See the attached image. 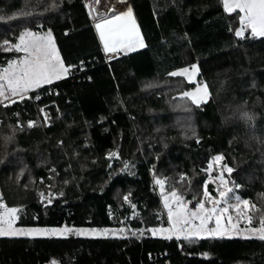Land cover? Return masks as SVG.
<instances>
[{"label":"trees","instance_id":"1","mask_svg":"<svg viewBox=\"0 0 264 264\" xmlns=\"http://www.w3.org/2000/svg\"><path fill=\"white\" fill-rule=\"evenodd\" d=\"M126 3L145 47L106 65L85 0H0V68L17 55L3 41L14 43L27 28L50 30L64 64L84 59L89 75L0 106V196L23 209L15 224L116 230L121 217L126 228L125 235L0 237V264H264V241L255 237L189 241L148 231L167 223L155 176L195 203L217 155L235 169L225 176L241 185L237 195L264 212V37H237L240 14L225 12L221 0ZM194 63L210 92L201 107L181 98L195 82L170 75ZM112 152L118 158L109 159ZM108 207L118 215L113 222Z\"/></svg>","mask_w":264,"mask_h":264},{"label":"snow or ice","instance_id":"2","mask_svg":"<svg viewBox=\"0 0 264 264\" xmlns=\"http://www.w3.org/2000/svg\"><path fill=\"white\" fill-rule=\"evenodd\" d=\"M119 2L126 3V0H119ZM221 2L225 12L240 14V28L235 31L237 37L243 38L246 30H250L252 37H264V0H221ZM95 3H99V0H95ZM111 11L113 15L110 18L101 19L95 24L104 52L106 54L121 52L126 54L128 51L137 50L138 47H145L133 9L129 6L124 12L116 13L115 9H111ZM89 15H92L91 11ZM14 18L9 17L8 19ZM0 20H4V17L0 16ZM18 41L15 44H10L8 40L3 41V45L6 46L5 51L22 53L18 59L9 61L7 67L0 69V106L4 107L30 98L26 95L29 91L63 79L71 70L61 59L50 30L40 35L25 28L19 34ZM198 72V66L193 64L190 68L185 67L170 73V75L186 77L189 83L195 82L194 89L182 92L181 98H187L196 107H201L208 102L210 92L207 84L195 81ZM36 98L39 99V97ZM40 111L44 113V120L47 123V113L44 112V109ZM244 115L248 120L253 119L248 114ZM34 126H36V121L27 123L29 128ZM8 139L10 140L11 137ZM113 157L118 158V153L109 154V159ZM224 159L223 155L213 157V162L220 166L215 176L211 175L214 170L213 163H209L207 169L210 173L209 179L204 182L202 196L195 199V203L193 200H185L183 194L174 187L165 191L167 178L155 176L154 173V184L158 185L161 190L169 227L149 229L148 231L153 234L167 233L168 235L165 237L167 239H172L175 236L178 240L183 238L189 241L197 238H231L233 233L247 232L250 235L245 238L255 237L264 241V212H261L257 205L249 199L237 195V190L241 188V185L230 181L225 176L227 173V176L230 177L235 169L226 163H221ZM127 167L128 165L125 163V168ZM185 180V176L180 177L181 182ZM213 181H219V184L210 191L209 183ZM229 183L234 184V187H227ZM222 188L224 190H221ZM129 195L124 196L123 199L125 202L131 203ZM40 196L42 201L47 200L48 203H51V199L45 193L41 192ZM189 205L193 206L189 207ZM131 207L135 209L136 205L132 204ZM22 211L21 208L8 207L3 202V197L0 196V237L66 236L67 234L107 235L112 231L108 229H78L66 225L61 228H18L14 225L19 219L18 213ZM233 212L235 217L232 215ZM256 213H261L258 226L253 225ZM225 220L226 223H222ZM196 221L199 223H195ZM241 221L245 222L243 229L239 227ZM211 224L214 226L210 227ZM119 231L123 232L124 230L120 229ZM52 264H57V262L53 261Z\"/></svg>","mask_w":264,"mask_h":264},{"label":"rangeland","instance_id":"3","mask_svg":"<svg viewBox=\"0 0 264 264\" xmlns=\"http://www.w3.org/2000/svg\"><path fill=\"white\" fill-rule=\"evenodd\" d=\"M99 3H100V0H99ZM97 5H98V3H95V0H85V7H86V10H87V12H88V15H89V12L91 11L92 12V15L90 16L89 15V17L94 21L93 22V28H94V31L96 32V34L98 35V37H99V34H98V32H97V30H96V28H95V24L97 23V22H99V20H101V19H108V18H110L112 15H113V12H111V11H109L108 13H104V14H102V16H100V15H96L94 12H95V10H96V7H97ZM121 10L120 11H123V10H127V3H124V5H123V3H121ZM99 6V5H98ZM124 7V8H123ZM119 11V12H120ZM119 12H116V13H119ZM95 18H97V19H95ZM33 32V31H32ZM48 31H43V32H34V33H38V34H40V35H43V34H45V33H47ZM19 41H18V39L14 42V43H10V44H15V43H18ZM6 46H4V48H5ZM139 48V47H138ZM137 48V49H138ZM128 52H130V51H128ZM123 53V52H122ZM22 55V53H17V55H16V57L15 58H13V59H11V60H15V59H18L20 56ZM10 60V61H11ZM9 62V61H8ZM8 66V63L4 66V67H2V68H0V69H3V68H5V67H7ZM186 66H184V68H185ZM181 68H183V67H180V68H177V69H175V70H177V71H179V69H181ZM174 71V70H173ZM195 81H197L196 80V77H195ZM202 83H204V82H202ZM46 85V84H45ZM43 86V85H42ZM195 87V86H194ZM194 87L193 88H191V89H189V90H187V91H191V90H193L194 89ZM36 89H38V88H35L34 90H31V91H35ZM30 92V91H29ZM28 92V93H29ZM27 93V94H28ZM110 154V153H109ZM109 154L107 155V157H109ZM210 163H213V168L215 169V172H211V175L212 176H215L216 174H217V172L219 171V169H220V166H219V164L218 163H215V162H213V159H212V161L210 162ZM209 165V164H208ZM207 169H208V166H207ZM206 169V170H207ZM208 172V171H207ZM209 175H210V173L208 172V178H207V180L209 179ZM212 184H213V189L216 187V185H218L219 184V181H213V182H211ZM227 187H231V186H229V185H227ZM156 189H157V191L159 192V195H160V198H161V201H162V194H161V190H160V188H159V186L158 185H156ZM221 190H224L223 188L221 189ZM166 191V190H165ZM214 195H215V192H214ZM123 197H124V195H123ZM123 201H124V199H123ZM125 202V201H124ZM234 202V201H233ZM162 206H163V202H162ZM163 210H164V212H165V214H166V217H167V210L163 207ZM232 215L235 217V213L233 212L232 213ZM118 221L117 222H119V229H116V230H112L109 234H112L113 232L114 233H120V234H122V235H125L126 234V228H124V225H123V222H122V218L120 217V218H118L117 219ZM195 223H199V221H196ZM222 223H226V220L225 221H222ZM253 225L254 226H258V223L255 225L254 224V222H253ZM15 227H18V228H61V227H63V226H50V227H45V226H29V227H22V226H18V225H14ZM210 227H212V226H214V224H211V225H209ZM68 227H72V228H78V229H94V228H86V227H74V226H68ZM167 227H169V225H168V219H167V223H166V225H164V226H157V227H152V229H162V228H167ZM239 227L241 228V229H243L244 227H245V222L244 221H241L240 222V225H239ZM120 229H123L124 231L123 232H121V231H119ZM142 228H139V232H142ZM152 233V232H151ZM153 234V233H152ZM154 235H159V236H167L168 234L167 233H163V232H157L156 234H154ZM250 234L249 233H247V232H243V233H240V234H236V233H233L232 234V236H249ZM36 236H51V235H36ZM66 236H88V237H90V236H97V235H75V234H67ZM57 237H63V236H57Z\"/></svg>","mask_w":264,"mask_h":264},{"label":"built area","instance_id":"4","mask_svg":"<svg viewBox=\"0 0 264 264\" xmlns=\"http://www.w3.org/2000/svg\"><path fill=\"white\" fill-rule=\"evenodd\" d=\"M124 8V7H123ZM109 12V10L107 11V12H98L97 10H95V14L96 15H100V16H102V14H106V13H108ZM89 19H90V22H91V24L93 25V20L89 17ZM95 19H97V18H95ZM250 38V36H245L244 35V37L243 38H241L242 40H247V39H249ZM101 54H102V62L104 63V64H108V62L112 59V58H114V57H116V56H119V55H121L122 53H116V54H106L105 52H104V50H101ZM111 57V58H110ZM88 63V61H86V60H84V59H82V60H79L78 62H76V63H74V64H72V65H70L69 67H70V72H69V74L66 76V78H69V79H71V80H75V81H79V80H82V79H89V75H88V72H87V70H88V68H87V66H86V64ZM46 85H49V84H46ZM126 195H128L127 193H125L124 194V196H126ZM107 212H108V219L111 221V222H113V221H115L116 220V218L118 217V215L116 216V215H114V213H113V211H112V209L110 208V207H108L107 208ZM118 219V218H117Z\"/></svg>","mask_w":264,"mask_h":264},{"label":"bare ground","instance_id":"5","mask_svg":"<svg viewBox=\"0 0 264 264\" xmlns=\"http://www.w3.org/2000/svg\"><path fill=\"white\" fill-rule=\"evenodd\" d=\"M98 5L96 7L98 12H107L108 10L111 11V9H115V12H119L122 6L119 0H100Z\"/></svg>","mask_w":264,"mask_h":264},{"label":"crops","instance_id":"6","mask_svg":"<svg viewBox=\"0 0 264 264\" xmlns=\"http://www.w3.org/2000/svg\"><path fill=\"white\" fill-rule=\"evenodd\" d=\"M125 10H123V11H120V12H124ZM96 33V32H95ZM96 36H97V39H98V41H99V43H100V46H101V49L103 50V45H102V42L100 41V39H99V37H98V35L96 34ZM250 37H252V35H251V33H250V35H249ZM122 53V52H121ZM123 54V53H122ZM194 64H196V63H194ZM191 65H193V64H191ZM191 65H189V66H186V67H191ZM197 65V64H196ZM184 68V67H183ZM183 68H181V69H183ZM180 70V69H179ZM175 71H177V70H174V71H172V72H175ZM171 72V73H172ZM198 75V74H197ZM186 80H187V78L186 77H184ZM196 80H197V76H196ZM188 81V80H187Z\"/></svg>","mask_w":264,"mask_h":264}]
</instances>
